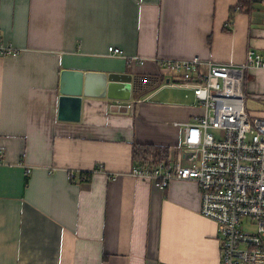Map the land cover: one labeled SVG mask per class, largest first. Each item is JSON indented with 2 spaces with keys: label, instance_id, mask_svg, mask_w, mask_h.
<instances>
[{
  "label": "crops",
  "instance_id": "crops-1",
  "mask_svg": "<svg viewBox=\"0 0 264 264\" xmlns=\"http://www.w3.org/2000/svg\"><path fill=\"white\" fill-rule=\"evenodd\" d=\"M238 1L0 0V46L18 51L0 55V264H222L196 183L130 173L143 161L135 144L174 158L182 125L204 114L162 59L264 57V0L232 12ZM64 70L132 74L131 99L84 97L80 120H61ZM245 90L264 115V69L247 72Z\"/></svg>",
  "mask_w": 264,
  "mask_h": 264
},
{
  "label": "built area",
  "instance_id": "built-area-1",
  "mask_svg": "<svg viewBox=\"0 0 264 264\" xmlns=\"http://www.w3.org/2000/svg\"><path fill=\"white\" fill-rule=\"evenodd\" d=\"M17 53L12 46H0V55ZM108 53L124 55L114 46ZM160 62L190 80L183 85L192 88L204 114L182 125L176 157L158 163L141 161L130 175L162 187L177 180L196 183L202 214L218 224L222 264H264V115L247 110L245 90L247 72L264 69L263 55L250 49L243 63L199 58ZM201 67L205 70L199 72ZM194 74L199 78L191 82ZM4 163L0 151V164Z\"/></svg>",
  "mask_w": 264,
  "mask_h": 264
},
{
  "label": "water",
  "instance_id": "water-1",
  "mask_svg": "<svg viewBox=\"0 0 264 264\" xmlns=\"http://www.w3.org/2000/svg\"><path fill=\"white\" fill-rule=\"evenodd\" d=\"M133 76L129 73L64 70L61 75L59 119L79 121L84 97L130 100Z\"/></svg>",
  "mask_w": 264,
  "mask_h": 264
},
{
  "label": "trees",
  "instance_id": "trees-1",
  "mask_svg": "<svg viewBox=\"0 0 264 264\" xmlns=\"http://www.w3.org/2000/svg\"><path fill=\"white\" fill-rule=\"evenodd\" d=\"M258 0H239L237 5L232 8L234 11H249ZM133 157L135 160L153 162H162L168 160L169 150L165 147L154 146V145H134ZM28 177L26 179V184H28Z\"/></svg>",
  "mask_w": 264,
  "mask_h": 264
},
{
  "label": "rangeland",
  "instance_id": "rangeland-1",
  "mask_svg": "<svg viewBox=\"0 0 264 264\" xmlns=\"http://www.w3.org/2000/svg\"><path fill=\"white\" fill-rule=\"evenodd\" d=\"M185 93L186 91L179 89V88H167L165 90L164 95L167 98H172V99H184L185 98ZM258 103L256 102V98H254L252 95L246 97V108L249 112L254 111L259 107L257 105Z\"/></svg>",
  "mask_w": 264,
  "mask_h": 264
}]
</instances>
